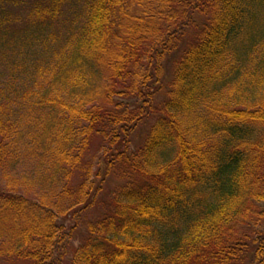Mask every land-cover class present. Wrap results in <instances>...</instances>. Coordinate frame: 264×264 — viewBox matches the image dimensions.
I'll use <instances>...</instances> for the list:
<instances>
[{
    "label": "trees",
    "instance_id": "obj_1",
    "mask_svg": "<svg viewBox=\"0 0 264 264\" xmlns=\"http://www.w3.org/2000/svg\"><path fill=\"white\" fill-rule=\"evenodd\" d=\"M26 1L0 0V65L38 87L21 92L17 122L0 88V176L25 149L41 154L52 199L0 178V257L65 264L66 219L116 176L111 213L88 224L72 264H264V0ZM196 18L168 80L164 60Z\"/></svg>",
    "mask_w": 264,
    "mask_h": 264
},
{
    "label": "rangeland",
    "instance_id": "obj_2",
    "mask_svg": "<svg viewBox=\"0 0 264 264\" xmlns=\"http://www.w3.org/2000/svg\"><path fill=\"white\" fill-rule=\"evenodd\" d=\"M19 1V0H14ZM4 2V1H2ZM30 2V0L26 1V4ZM1 3V2H0ZM2 6V4H0ZM18 6H10L12 8L20 7ZM17 9V8H15ZM22 10V9H21ZM21 10L16 11L15 13H21ZM197 26H191L184 37L182 38V42L176 51L171 53L164 60L163 66L165 69L166 79H171L173 75V69L175 62L180 58L181 54L196 40V35H198L201 22L199 18H196ZM19 59L15 60L18 61ZM42 62V61H41ZM0 73L2 74V78H0V88L2 86L9 87L8 89H13V91L9 94H6L8 90L4 92L6 94L1 97L2 105L6 107L8 119L11 121H16L24 115L27 110L24 108H20L19 103L23 104L22 100H24V96L22 95V91L25 89L35 90L37 87L36 83L33 81H29L27 78H13L7 75L6 67H1L0 65ZM7 77V78H6ZM41 82V81H40ZM25 87V88H24ZM42 88H44V83H42ZM5 97L10 98V105H8V101ZM165 93L161 92L156 95V102L163 101L165 99ZM119 101L126 102L118 98ZM127 103H132L131 101H127ZM18 104V105H17ZM154 123V118L144 120L140 123L132 134L131 146L132 150L139 148L145 141L147 134L151 126ZM101 141L96 138L92 141L89 152L86 157V168H92L93 173L98 169V160L100 157V149H101ZM32 156V157H31ZM40 158H43L41 154H33L28 153V149H25L22 152V156L16 161V167L14 171H12L9 175L4 176L1 175V184L6 187L8 184L16 185L12 180L16 177L18 181L21 182V189L23 192H27V195L31 197V199L40 205H43L47 200L50 201L52 196L50 194L44 195V181L42 172L40 169ZM5 177V178H4ZM80 177L78 179H74L75 183L79 182ZM121 181L118 180L116 176L110 177V179L105 184L104 190L101 192L98 197L99 203H97L94 207L89 209L85 214H81L78 219L75 217L69 216L66 219L65 225L68 229L73 233L70 236H67L66 243L68 247L67 261H64L65 264H72L71 258L72 255L78 251L85 240L89 237L88 232V224L90 222L102 219L111 213V200L113 192L119 187ZM17 186V185H16ZM72 229V230H71ZM0 264H27L25 261L17 260L14 258H2L0 257Z\"/></svg>",
    "mask_w": 264,
    "mask_h": 264
}]
</instances>
